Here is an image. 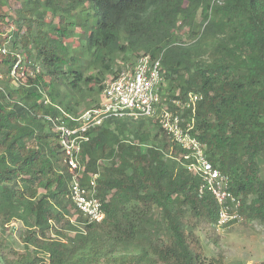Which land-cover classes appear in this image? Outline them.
<instances>
[{
	"label": "trees",
	"instance_id": "obj_1",
	"mask_svg": "<svg viewBox=\"0 0 264 264\" xmlns=\"http://www.w3.org/2000/svg\"><path fill=\"white\" fill-rule=\"evenodd\" d=\"M5 7L0 0V231L20 223L26 252L10 260L0 250V264H208L192 229L215 225L217 203L199 195L201 180L152 119H110L82 146L85 184L99 174L103 222L89 224L70 200L46 117L98 107L105 83L143 55L160 60L172 112H182L173 101L201 96L183 118L232 178L244 218L264 221V0H23L12 31ZM77 27L83 59L65 43ZM21 56L44 73L21 76Z\"/></svg>",
	"mask_w": 264,
	"mask_h": 264
},
{
	"label": "built area",
	"instance_id": "obj_2",
	"mask_svg": "<svg viewBox=\"0 0 264 264\" xmlns=\"http://www.w3.org/2000/svg\"><path fill=\"white\" fill-rule=\"evenodd\" d=\"M3 53L7 49H1ZM25 63L18 62L17 66ZM13 75H16L13 72ZM28 75L26 69L21 76ZM31 76V75H30ZM163 76L160 60L149 55L137 59L133 66L110 78L104 87L98 107L84 110L75 116L57 108L60 116L46 117L52 124L70 173V200L76 211L88 223H101L105 219L104 201L99 197V174L84 182L85 164L81 159L82 146L91 134L110 119L148 118L156 121L168 138L182 150L179 158L186 170L201 180L199 195L210 194L218 206L217 231L225 230L244 221L242 200L232 192V178L222 173L207 158L206 147L192 135L194 123L183 118V111L195 112L201 96L190 94L185 102L173 101L182 109L172 112L163 105L161 86Z\"/></svg>",
	"mask_w": 264,
	"mask_h": 264
},
{
	"label": "rangeland",
	"instance_id": "obj_3",
	"mask_svg": "<svg viewBox=\"0 0 264 264\" xmlns=\"http://www.w3.org/2000/svg\"><path fill=\"white\" fill-rule=\"evenodd\" d=\"M23 7V0H6L5 11L10 18V25L12 31L16 28V22L19 10ZM48 24L58 22V17L48 14L46 17ZM3 29L8 30L6 26L1 25ZM9 31V32H10ZM187 28L181 30V33H186ZM82 30L77 27L74 29V34L71 39L66 40L65 43L72 46V54L84 58L81 51ZM22 57V56H21ZM25 64L23 70L26 69L28 75L42 74L44 70L38 63L35 67L22 57ZM81 64V63H80ZM82 65V64H81ZM120 64H116V66ZM33 68V69H32ZM13 88H17V83L12 84ZM167 93L170 90H166ZM169 94V93H168ZM164 97H166L164 95ZM261 177L264 180V162L261 165ZM152 215L156 219L160 218V211L156 208ZM190 219V224L193 226L196 219L187 216ZM190 225V226H191ZM21 224L16 222L9 226L6 231H0V250L7 253L10 260L19 258L20 254L26 252L21 231ZM194 234L198 237L205 258L208 264L215 263L220 260L222 264H264V221L244 218L240 224L231 226L225 230L217 231L212 225L202 223L193 227ZM70 235V233H69ZM7 245V246H6ZM100 264H109L101 262ZM127 264H136L129 262Z\"/></svg>",
	"mask_w": 264,
	"mask_h": 264
}]
</instances>
